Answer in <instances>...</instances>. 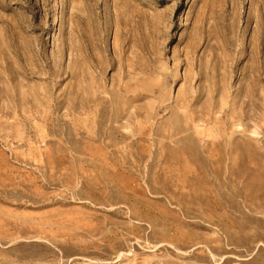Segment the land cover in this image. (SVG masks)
Returning a JSON list of instances; mask_svg holds the SVG:
<instances>
[{
    "label": "rangeland",
    "instance_id": "rangeland-1",
    "mask_svg": "<svg viewBox=\"0 0 264 264\" xmlns=\"http://www.w3.org/2000/svg\"><path fill=\"white\" fill-rule=\"evenodd\" d=\"M141 263L264 264V0H0V264Z\"/></svg>",
    "mask_w": 264,
    "mask_h": 264
},
{
    "label": "bare ground",
    "instance_id": "bare-ground-1",
    "mask_svg": "<svg viewBox=\"0 0 264 264\" xmlns=\"http://www.w3.org/2000/svg\"><path fill=\"white\" fill-rule=\"evenodd\" d=\"M183 104V103H182ZM185 104V103H184ZM85 105H87V104H85ZM137 119V118H136ZM120 136V135H119ZM142 264V263H141Z\"/></svg>",
    "mask_w": 264,
    "mask_h": 264
}]
</instances>
